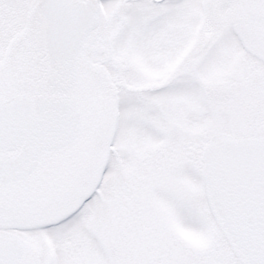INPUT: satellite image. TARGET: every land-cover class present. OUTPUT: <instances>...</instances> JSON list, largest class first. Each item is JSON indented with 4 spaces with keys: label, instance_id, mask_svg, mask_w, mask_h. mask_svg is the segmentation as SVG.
<instances>
[{
    "label": "snow or ice",
    "instance_id": "6c2138e0",
    "mask_svg": "<svg viewBox=\"0 0 264 264\" xmlns=\"http://www.w3.org/2000/svg\"><path fill=\"white\" fill-rule=\"evenodd\" d=\"M0 264H264V0H0Z\"/></svg>",
    "mask_w": 264,
    "mask_h": 264
}]
</instances>
